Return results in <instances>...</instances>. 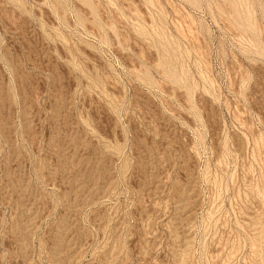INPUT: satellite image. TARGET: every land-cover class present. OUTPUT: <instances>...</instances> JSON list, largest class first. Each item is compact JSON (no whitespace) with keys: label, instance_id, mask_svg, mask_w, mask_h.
Returning a JSON list of instances; mask_svg holds the SVG:
<instances>
[{"label":"rangeland","instance_id":"374dc122","mask_svg":"<svg viewBox=\"0 0 264 264\" xmlns=\"http://www.w3.org/2000/svg\"><path fill=\"white\" fill-rule=\"evenodd\" d=\"M0 264H264V0H0Z\"/></svg>","mask_w":264,"mask_h":264}]
</instances>
